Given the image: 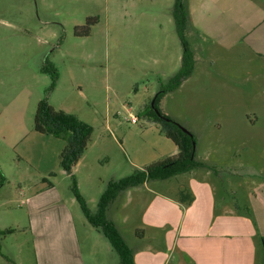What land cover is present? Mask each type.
<instances>
[{
    "label": "rangeland",
    "instance_id": "rangeland-1",
    "mask_svg": "<svg viewBox=\"0 0 264 264\" xmlns=\"http://www.w3.org/2000/svg\"><path fill=\"white\" fill-rule=\"evenodd\" d=\"M138 1L0 0V95H12L13 110L25 113L28 126L33 125L38 101L51 85L50 74L42 68L47 63L56 68L58 80L49 103L92 127L90 143L82 154L85 156L74 168L77 191L92 214L97 213L109 182L130 176L176 149L148 111L161 82L175 71L169 54L161 56L158 45L173 49L175 41L178 50L182 46L176 35L171 37L169 28L162 33L154 27L138 32L136 25L135 35L127 30L126 13L137 14ZM88 18L97 20L89 35H76L75 27L85 25ZM245 55L247 58L236 61L229 50L216 54L218 67L211 68L213 75L200 66L196 77L186 78L160 105L196 135L198 160L219 171L231 164L234 169L240 165L236 176L226 175L221 181L211 170L217 191L221 195L234 192L242 202L253 181L264 180V55L244 52L241 56ZM233 62L241 63L242 68L236 69L240 78H227L230 68L221 67ZM130 113L137 116V122L131 120ZM249 113L250 117L258 114V123L250 122ZM32 136L17 142L13 151V177L11 183H3L5 191L0 196H12L13 213L8 220L1 215V224L16 227L22 217L25 222V191L49 181L72 207L79 229L84 222L92 228L77 199L72 177L60 163L51 162L52 143L42 139L46 137ZM0 161L9 166L11 157H0ZM126 198L116 200L115 206L129 219L117 225L133 248L138 246L134 242L140 231L141 208L137 204L123 207ZM98 232L100 238H106L101 229H90L93 248H102ZM32 240L29 230L16 229L4 250L20 257L21 263L23 256L24 264H37ZM116 256L120 263L119 254ZM0 264L10 263L1 260Z\"/></svg>",
    "mask_w": 264,
    "mask_h": 264
},
{
    "label": "crops",
    "instance_id": "crops-1",
    "mask_svg": "<svg viewBox=\"0 0 264 264\" xmlns=\"http://www.w3.org/2000/svg\"><path fill=\"white\" fill-rule=\"evenodd\" d=\"M174 2L139 0L135 4L139 8L138 13H126L125 27L132 31V35H135L133 28L136 25L138 32L146 28L153 30L154 27L162 33L169 28L171 37L176 35L181 44L173 17ZM185 3L189 16L187 36L196 60L195 69L188 78L196 77L200 66L203 72L213 75L211 68L218 67L215 55L226 50L232 52L236 61L247 58L246 55L241 56L244 52L264 55V0H185ZM147 18L150 19L148 24ZM173 45V49L166 44L157 48L161 56L169 54L171 66L175 69L168 73L165 81L182 64L183 48L178 50L175 41ZM221 65L230 68L225 74L227 78H240L236 69L242 68L241 63ZM246 115L253 125L258 123V114ZM25 116V113L13 110L12 95H0V157H11L9 166L0 161L7 184L13 177V151L21 139L32 135L46 137L42 139L52 143L51 162L55 163H60L59 154L65 146L60 138L37 132L32 128L34 124L28 126ZM175 147L167 156L178 153L179 149ZM232 165L220 171L217 180L225 179L226 175L232 177L234 173L236 176L240 165H235V169ZM213 177L215 174L211 169L199 167L168 179L149 180L122 191L108 206L107 217L117 227L119 222L129 219L126 213H118L119 206L115 203L119 199L127 197L123 207L137 204L141 208L140 231L136 233L134 242L138 246L132 248L135 264H264V180H254L252 189L246 192L245 202H242L238 194L229 190L227 195H221ZM174 179L176 184L172 183ZM5 185L0 186V196L5 191ZM185 188L194 194L191 204L178 201L179 192ZM10 197L3 194L0 198L1 260L24 264L23 256L21 263L20 257H13L4 250L5 243L13 240V232L21 229L29 230L33 236L37 264H119L117 251L106 236H98L101 232L97 236L102 248H93L90 229L100 231V228L90 222L92 228H89L84 222L79 229L78 217L54 183L46 181L35 190L31 186L25 191L22 203L27 211V220L23 222V217L17 219L16 227L10 223L1 224L3 217L8 220L13 213V199ZM1 215L4 216L1 218Z\"/></svg>",
    "mask_w": 264,
    "mask_h": 264
},
{
    "label": "trees",
    "instance_id": "trees-1",
    "mask_svg": "<svg viewBox=\"0 0 264 264\" xmlns=\"http://www.w3.org/2000/svg\"><path fill=\"white\" fill-rule=\"evenodd\" d=\"M173 17L183 48L182 64L179 70L171 76L168 81L161 84L159 90L153 96L152 105L148 114L153 122L159 124L161 131L175 143L179 151L174 155L167 156L164 159L149 164L144 169H137L132 175L119 181L109 182L106 191L100 199L99 209L96 214L90 213L86 207L84 200L77 191L74 176V168L91 140L92 127L77 116L63 109H57L49 103V95L57 84L58 72L50 63H47L42 68L43 71L50 74L51 85L45 90V97L40 100L37 105L34 129L37 132L53 135L65 141V146L60 153V165L72 177L73 188L76 192L77 199L84 209L86 217L93 226L102 230L113 248L119 254V264H135L132 248L127 244L115 223L106 216L108 206L114 202L122 191L149 180L168 179L199 167H207L212 169L217 175L220 174L218 169L208 166L197 159L196 135L163 112L160 107L163 98L169 92L177 89L186 78L191 76L196 63L187 36L189 16L185 0H175ZM96 23L97 20L94 21L92 18H88L85 25L75 27L76 35H89L91 26ZM80 28H82L83 31H81ZM5 181L6 177L0 169V186L3 185ZM194 198L193 192L188 188L182 189L178 195V201L185 205L191 204ZM8 231H14V229H9ZM5 232L6 231L3 233ZM9 261L11 264H16L12 260Z\"/></svg>",
    "mask_w": 264,
    "mask_h": 264
},
{
    "label": "built area",
    "instance_id": "built-area-1",
    "mask_svg": "<svg viewBox=\"0 0 264 264\" xmlns=\"http://www.w3.org/2000/svg\"><path fill=\"white\" fill-rule=\"evenodd\" d=\"M130 117H131V120H132L133 122H137L138 118H137L136 115L130 113Z\"/></svg>",
    "mask_w": 264,
    "mask_h": 264
}]
</instances>
